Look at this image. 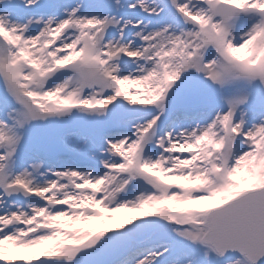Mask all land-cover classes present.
Segmentation results:
<instances>
[{
    "label": "snow or ice",
    "instance_id": "6c2138e0",
    "mask_svg": "<svg viewBox=\"0 0 264 264\" xmlns=\"http://www.w3.org/2000/svg\"><path fill=\"white\" fill-rule=\"evenodd\" d=\"M0 264H264V0H0Z\"/></svg>",
    "mask_w": 264,
    "mask_h": 264
},
{
    "label": "rangeland",
    "instance_id": "374dc122",
    "mask_svg": "<svg viewBox=\"0 0 264 264\" xmlns=\"http://www.w3.org/2000/svg\"><path fill=\"white\" fill-rule=\"evenodd\" d=\"M66 140H67V142H68L70 147H75L76 144H77L76 138L74 136H72L71 134H69L66 137ZM61 146H63V145H61ZM110 215L113 216L112 219L106 220L103 225H99V224L96 225L98 230L101 229L102 227L103 228H108V229H111V230H121L119 228V226H118V221L120 219H123V218L128 217V216L138 215V214L132 213V212H123L122 211V212L115 213V214H110ZM139 215H142V214H139Z\"/></svg>",
    "mask_w": 264,
    "mask_h": 264
},
{
    "label": "bare ground",
    "instance_id": "6f19581e",
    "mask_svg": "<svg viewBox=\"0 0 264 264\" xmlns=\"http://www.w3.org/2000/svg\"><path fill=\"white\" fill-rule=\"evenodd\" d=\"M113 223V222H112Z\"/></svg>",
    "mask_w": 264,
    "mask_h": 264
}]
</instances>
